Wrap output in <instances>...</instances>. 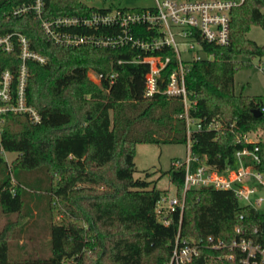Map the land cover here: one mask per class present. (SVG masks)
Here are the masks:
<instances>
[{
    "label": "trees",
    "instance_id": "1",
    "mask_svg": "<svg viewBox=\"0 0 264 264\" xmlns=\"http://www.w3.org/2000/svg\"><path fill=\"white\" fill-rule=\"evenodd\" d=\"M36 0H0V37L13 36L14 48H0V71L8 70L13 82L21 63L16 35H23L29 49L46 58L44 64L27 60L26 104L35 108L40 123L27 116L7 112L0 135V213L13 216L0 229V264H169L177 232L173 226L156 224L153 206L159 196L154 182L134 178V153L138 144H186L183 104L160 91L144 96L147 68L118 64L130 56L127 48L64 47L44 34L41 21L32 13L14 15L22 5ZM42 17H88L102 10L95 1L40 0ZM230 42L225 47L205 48L215 54L211 61L190 64L185 86L195 108L193 120L207 124L218 117L223 132L196 131L191 135V152L207 156L210 164L223 167L233 163V153L258 148V170L264 174V142H237L243 134L260 130L264 134V95L243 96L234 92V74L264 57V44L246 37L251 26L264 29V0H244L232 9ZM89 34L91 30H76ZM109 33V30L102 31ZM241 57L244 61L238 60ZM173 65L162 74L166 81ZM92 71L99 84L89 81ZM14 84V83H13ZM260 111L259 116L252 114ZM233 124V126H231ZM16 153L9 168L3 153ZM170 182L180 195L183 170H168ZM44 198L48 222V254L14 253V242L27 232L33 216L31 200ZM55 219H58L55 222ZM264 215L239 206L228 191L199 189L187 191L180 237L203 241L191 264H240L230 261L227 250H212L208 237L229 243L237 237L253 240L264 248ZM136 249V262L130 250Z\"/></svg>",
    "mask_w": 264,
    "mask_h": 264
},
{
    "label": "built area",
    "instance_id": "2",
    "mask_svg": "<svg viewBox=\"0 0 264 264\" xmlns=\"http://www.w3.org/2000/svg\"><path fill=\"white\" fill-rule=\"evenodd\" d=\"M153 1L154 6L151 8L121 9L105 6L100 11L90 13L88 17L58 16L45 19L42 17L43 4L36 0L34 5L19 6L13 14L19 16L32 13L41 21L46 37L64 47L127 48L132 55L119 58L117 63L146 66L144 96L150 98L158 93L160 83L164 82L163 93L183 104V113L178 117L185 121L186 156L171 163L172 170H183L182 192L179 195L175 187L173 193L163 192L154 203L153 216L156 224L163 228L173 226L176 221L177 232L169 264H191L198 257L203 241L180 237L187 191H228L233 194L239 206L251 207L264 215V174L258 170L260 157L256 146L236 150L233 163L223 167L210 164L206 155L199 157L191 152V135L194 132H223L226 127L218 117H212L207 124L189 117V111L195 108L196 103L189 100L184 79L190 64L214 59L215 54L206 51V46H228L231 11L244 0ZM77 29L91 30V33H79ZM107 29L109 33H102ZM13 36L0 37V48L5 52L13 50ZM15 37L21 63L15 82L8 70L0 71V125H3L7 112L24 114L30 123L39 124L40 115L35 108L26 104V62L33 60L44 64L46 58L31 52L28 40L23 35ZM170 65H173L172 71L164 81L162 74ZM96 77L99 84L101 76ZM261 111L264 112V109ZM247 137V134H243L237 142H254ZM234 231L237 237L229 243L212 237H208L205 243L214 251H228L226 255L217 258L234 261L238 256L240 264H264V248L242 237L239 228L236 227Z\"/></svg>",
    "mask_w": 264,
    "mask_h": 264
},
{
    "label": "rangeland",
    "instance_id": "3",
    "mask_svg": "<svg viewBox=\"0 0 264 264\" xmlns=\"http://www.w3.org/2000/svg\"><path fill=\"white\" fill-rule=\"evenodd\" d=\"M91 5L97 8L110 6L113 8L126 9H140L151 8L154 6L153 0H116L111 4H101L95 1ZM246 37L257 45L264 44V29L257 26H251L247 31ZM238 60L245 59L239 57ZM89 81L98 85L96 73L90 71L87 75ZM234 92L235 94H242L243 96H263L264 95V57L255 58L250 61V65L244 69H239L234 74ZM2 125H0V128ZM249 141H263L264 134L257 130L247 134ZM186 154V144H138L135 147L134 153V178L145 179V173L150 176L146 178L147 181L154 182L155 188L160 192L173 193L174 186L170 182L168 170L171 169V163L179 158L184 159ZM16 153H3V159L7 162L8 167H11L12 162L17 158ZM1 179V178H0ZM31 209L33 216L28 221V232L17 242H14L16 248L14 253L38 252L44 256L48 254L49 247L47 246L48 235L44 226L48 222V214H44L43 208L46 209V201L44 198L35 197L31 200ZM13 216H4L0 213V229L8 221L12 220ZM58 219H55L57 222ZM130 261L136 262V249L133 247L130 250ZM107 264H118L111 262L107 257L104 258Z\"/></svg>",
    "mask_w": 264,
    "mask_h": 264
},
{
    "label": "water",
    "instance_id": "4",
    "mask_svg": "<svg viewBox=\"0 0 264 264\" xmlns=\"http://www.w3.org/2000/svg\"><path fill=\"white\" fill-rule=\"evenodd\" d=\"M252 114H253L254 116H259V115H260V111H259L258 109H253V110H252ZM262 233L264 234V224H263V226H262Z\"/></svg>",
    "mask_w": 264,
    "mask_h": 264
}]
</instances>
